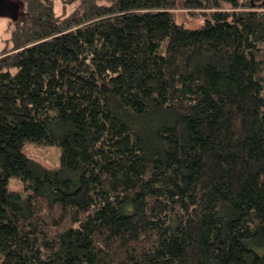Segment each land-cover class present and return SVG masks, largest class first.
Returning a JSON list of instances; mask_svg holds the SVG:
<instances>
[{"label":"trees","instance_id":"obj_1","mask_svg":"<svg viewBox=\"0 0 264 264\" xmlns=\"http://www.w3.org/2000/svg\"><path fill=\"white\" fill-rule=\"evenodd\" d=\"M15 1L0 264H264V0Z\"/></svg>","mask_w":264,"mask_h":264},{"label":"rangeland","instance_id":"obj_2","mask_svg":"<svg viewBox=\"0 0 264 264\" xmlns=\"http://www.w3.org/2000/svg\"><path fill=\"white\" fill-rule=\"evenodd\" d=\"M15 1V0H14ZM62 8L61 0H55V9L60 11ZM175 19L178 23L188 28H198L205 22L202 15H192L190 11L178 8L175 10ZM14 23L13 16H0V52L10 44L12 35V26ZM24 152L30 157L40 161L41 163L56 167L60 163L61 150L58 146L47 145L43 143L28 142L23 148ZM21 181L17 177H12L9 183L10 189L20 192Z\"/></svg>","mask_w":264,"mask_h":264},{"label":"water","instance_id":"obj_3","mask_svg":"<svg viewBox=\"0 0 264 264\" xmlns=\"http://www.w3.org/2000/svg\"><path fill=\"white\" fill-rule=\"evenodd\" d=\"M19 5L14 0H0V16H15Z\"/></svg>","mask_w":264,"mask_h":264}]
</instances>
